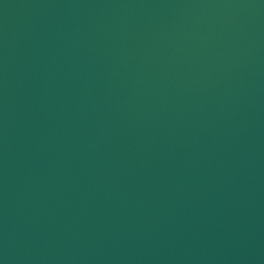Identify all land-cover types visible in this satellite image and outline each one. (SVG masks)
Listing matches in <instances>:
<instances>
[{
  "label": "water",
  "instance_id": "obj_1",
  "mask_svg": "<svg viewBox=\"0 0 264 264\" xmlns=\"http://www.w3.org/2000/svg\"><path fill=\"white\" fill-rule=\"evenodd\" d=\"M0 264H264V0H0Z\"/></svg>",
  "mask_w": 264,
  "mask_h": 264
}]
</instances>
